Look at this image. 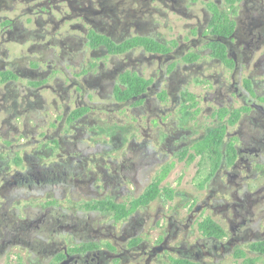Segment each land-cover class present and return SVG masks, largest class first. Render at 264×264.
I'll return each mask as SVG.
<instances>
[{
	"label": "flooded vegetation",
	"instance_id": "obj_1",
	"mask_svg": "<svg viewBox=\"0 0 264 264\" xmlns=\"http://www.w3.org/2000/svg\"><path fill=\"white\" fill-rule=\"evenodd\" d=\"M16 257L264 264V0H0Z\"/></svg>",
	"mask_w": 264,
	"mask_h": 264
},
{
	"label": "trees",
	"instance_id": "obj_2",
	"mask_svg": "<svg viewBox=\"0 0 264 264\" xmlns=\"http://www.w3.org/2000/svg\"><path fill=\"white\" fill-rule=\"evenodd\" d=\"M214 138H215V135H210L207 139H205L203 142L197 145L196 147L197 152L199 153L207 152L213 155L216 154L218 152V144L220 143V141L216 142ZM164 177L162 179H164ZM158 192H159V189L156 187L155 192L153 196L151 197V200L157 196ZM105 207H110V206H105ZM250 263H254V261H251ZM16 264H22V261H19Z\"/></svg>",
	"mask_w": 264,
	"mask_h": 264
},
{
	"label": "rangeland",
	"instance_id": "obj_3",
	"mask_svg": "<svg viewBox=\"0 0 264 264\" xmlns=\"http://www.w3.org/2000/svg\"><path fill=\"white\" fill-rule=\"evenodd\" d=\"M193 167H194V165L191 168H188L187 170H184L183 172L188 171V173L190 174L192 172L191 170H192ZM181 168H182V166H179L178 168H176L175 174H177L181 170ZM186 176H190V175H186ZM15 252H20V250L17 249V250H15ZM19 261H22V260L18 259V257H16L15 260L12 263L8 262V264H16ZM231 262H232V258H230L229 261L226 264H230ZM23 263L24 264H29L28 261H27V258L23 259ZM0 264H2V262Z\"/></svg>",
	"mask_w": 264,
	"mask_h": 264
}]
</instances>
